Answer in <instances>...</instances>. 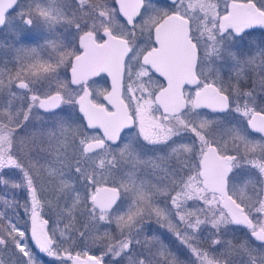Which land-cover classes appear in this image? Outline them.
<instances>
[{
    "label": "snow or ice",
    "instance_id": "snow-or-ice-1",
    "mask_svg": "<svg viewBox=\"0 0 264 264\" xmlns=\"http://www.w3.org/2000/svg\"><path fill=\"white\" fill-rule=\"evenodd\" d=\"M0 33V264H264V0H0Z\"/></svg>",
    "mask_w": 264,
    "mask_h": 264
},
{
    "label": "rangeland",
    "instance_id": "rangeland-1",
    "mask_svg": "<svg viewBox=\"0 0 264 264\" xmlns=\"http://www.w3.org/2000/svg\"><path fill=\"white\" fill-rule=\"evenodd\" d=\"M5 34L4 33H0V40L4 39ZM0 56H2V54H0Z\"/></svg>",
    "mask_w": 264,
    "mask_h": 264
},
{
    "label": "flooded vegetation",
    "instance_id": "flooded-vegetation-1",
    "mask_svg": "<svg viewBox=\"0 0 264 264\" xmlns=\"http://www.w3.org/2000/svg\"><path fill=\"white\" fill-rule=\"evenodd\" d=\"M101 85H103V81H101Z\"/></svg>",
    "mask_w": 264,
    "mask_h": 264
}]
</instances>
